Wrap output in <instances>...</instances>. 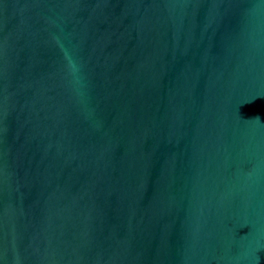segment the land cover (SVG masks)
Here are the masks:
<instances>
[{"label":"water","instance_id":"obj_1","mask_svg":"<svg viewBox=\"0 0 264 264\" xmlns=\"http://www.w3.org/2000/svg\"><path fill=\"white\" fill-rule=\"evenodd\" d=\"M0 264H264V0H0Z\"/></svg>","mask_w":264,"mask_h":264}]
</instances>
